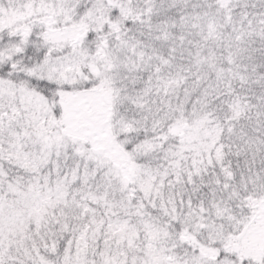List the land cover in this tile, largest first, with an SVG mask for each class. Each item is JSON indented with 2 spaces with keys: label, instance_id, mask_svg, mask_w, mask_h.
I'll use <instances>...</instances> for the list:
<instances>
[{
  "label": "snow or ice",
  "instance_id": "obj_1",
  "mask_svg": "<svg viewBox=\"0 0 264 264\" xmlns=\"http://www.w3.org/2000/svg\"><path fill=\"white\" fill-rule=\"evenodd\" d=\"M0 264H264V0H0Z\"/></svg>",
  "mask_w": 264,
  "mask_h": 264
}]
</instances>
